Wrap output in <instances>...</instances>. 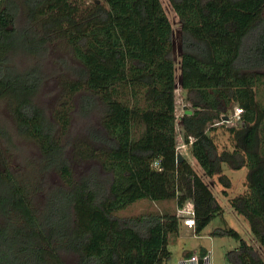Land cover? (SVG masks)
<instances>
[{
  "label": "trees",
  "instance_id": "trees-1",
  "mask_svg": "<svg viewBox=\"0 0 264 264\" xmlns=\"http://www.w3.org/2000/svg\"><path fill=\"white\" fill-rule=\"evenodd\" d=\"M168 2L180 25L178 82L194 107L180 119L183 142L223 194L230 180L221 164L247 167L245 192L230 205L264 246V109L253 88L255 70L264 66V0ZM58 39L77 64L62 81L65 101L50 118L34 100L40 67L18 66L15 58L40 59ZM175 39L160 0H0V106L14 130L0 123V264H164L168 235L179 229L175 213L119 216L118 210L141 199H175L178 207L191 201L195 233L221 213L192 165L183 155L177 162ZM76 93L78 115L97 116L82 125L74 145V155L89 161L79 177L56 133L68 130V99ZM231 100L242 109L239 127H228L231 149L218 151L213 126ZM13 135L33 142L40 170L60 178L42 190L40 210L35 192L10 168ZM211 233L238 240L226 253L229 264H264L233 228Z\"/></svg>",
  "mask_w": 264,
  "mask_h": 264
},
{
  "label": "rangeland",
  "instance_id": "rangeland-1",
  "mask_svg": "<svg viewBox=\"0 0 264 264\" xmlns=\"http://www.w3.org/2000/svg\"><path fill=\"white\" fill-rule=\"evenodd\" d=\"M84 3H91L94 0H83ZM102 2V0H98ZM163 9L172 25L174 31V47L173 54L176 62V88L174 89V122L175 132L177 134V151L183 155V157L192 165L193 169L201 176L203 181L208 185L213 196L218 204L221 206L222 211L215 216L199 233L194 234L191 230L186 229L179 224L177 233H170L168 235L167 248L170 252L169 258L164 264H177L178 259L185 253L193 250H210L213 264H229L226 257V253L236 248L239 244L232 236L228 235H213L211 232L215 228L231 227L236 230L239 235L247 242L254 244L259 252L260 257L264 260V246H259L251 235L247 220L240 214H237L230 205V200L245 192V180L248 169L243 166L239 169H232L228 163L223 162L221 164L222 173L225 174L230 180V187L226 189V194H223V186L217 181L216 177L207 178L202 174L200 167L189 153V145L185 144L180 132V119L182 114L187 110H194L191 103L185 99V91L181 89L179 84V46L177 42V34L179 30V19L171 8L168 0H160ZM22 12L18 16V23H22ZM66 41L58 39L54 44L50 45L48 52L40 59H36L32 56L28 58L16 57L15 62L18 66L26 67L32 64H38L41 70L42 83L35 96V102L40 105L44 111L53 118V112L61 106L65 97L61 92V83L65 78L71 77L70 70L76 66V61L73 59L66 46ZM68 45V44H67ZM260 74L259 80L254 85L255 98L264 109V66L255 70ZM78 93L69 98V106L73 110L70 114V125L65 133H61L57 130L58 138L67 144L66 154L71 160V168L73 175L79 177L81 174L88 170L89 161L81 160L74 155V145L83 134V126L86 122L92 120L96 122L97 116L92 113L88 118H82L78 115ZM230 107L225 109V115L227 119L221 118L217 123L215 130L213 131L218 151L223 148L231 149L233 141L231 140V134L228 131L230 126L239 127V117L234 115L236 109H240L239 104L235 101H230ZM240 116V115H239ZM223 117V116H222ZM0 123L10 129L13 132L12 121L4 106H0ZM9 147L11 153L7 154L10 168L15 174L22 178V182L31 189V196L34 207L40 210L43 204V192L42 190H48L53 186L59 185L60 178L53 170L42 172L40 167V155L31 141L17 138L13 135L12 144ZM41 171V172H40ZM40 189V191H39ZM176 204L175 199L163 200V201H150L148 199L138 200L125 208L116 212L119 216H135L144 212H157V213H177V209H180ZM66 261L71 262V255H64Z\"/></svg>",
  "mask_w": 264,
  "mask_h": 264
},
{
  "label": "built area",
  "instance_id": "built-area-1",
  "mask_svg": "<svg viewBox=\"0 0 264 264\" xmlns=\"http://www.w3.org/2000/svg\"><path fill=\"white\" fill-rule=\"evenodd\" d=\"M242 113V109H236L234 115L239 117ZM156 165V162H153ZM178 223L182 224L188 230L195 233V221L193 213V204L191 201H186L180 209H177L175 213ZM177 264H213L210 250H193L188 254H183L177 261Z\"/></svg>",
  "mask_w": 264,
  "mask_h": 264
},
{
  "label": "water",
  "instance_id": "water-1",
  "mask_svg": "<svg viewBox=\"0 0 264 264\" xmlns=\"http://www.w3.org/2000/svg\"><path fill=\"white\" fill-rule=\"evenodd\" d=\"M191 112H192L191 110L187 109L184 113L190 114ZM222 118H224V120H226L227 116L223 115ZM176 156H177V162H179V161H181L183 159V157H182L180 152H177Z\"/></svg>",
  "mask_w": 264,
  "mask_h": 264
}]
</instances>
